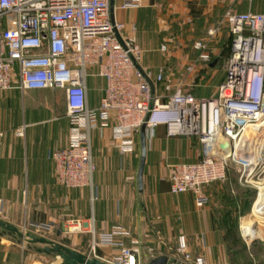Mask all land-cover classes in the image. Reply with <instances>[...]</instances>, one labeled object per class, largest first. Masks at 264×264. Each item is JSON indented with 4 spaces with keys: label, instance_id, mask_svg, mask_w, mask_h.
I'll return each instance as SVG.
<instances>
[{
    "label": "built area",
    "instance_id": "built-area-1",
    "mask_svg": "<svg viewBox=\"0 0 264 264\" xmlns=\"http://www.w3.org/2000/svg\"><path fill=\"white\" fill-rule=\"evenodd\" d=\"M110 1L0 0V89L65 90L72 141L50 153L59 181L67 187L93 186L96 163L91 131L111 121L122 154L134 151L136 135L144 123L148 146L157 124H165L170 136H194L201 141L200 159L171 164L173 193H201L206 184L227 178L232 161L240 162L242 175L249 176L256 160L237 158L234 153L247 126L264 125V11L229 7L221 23L209 29V40L195 41L200 50L198 60L210 61L209 42L223 23L231 33L226 74L217 93L199 96L175 84L164 66L154 72L142 65L144 48L134 34L125 33L126 25L113 16ZM142 3L121 0L120 7ZM161 49L166 51L168 45L162 44ZM94 75L105 79L96 107L89 102V77ZM225 140L231 141L232 147H224ZM246 154L253 156L252 152ZM207 201V195L197 197L199 205ZM67 221L72 224L65 222V230L93 232L90 250L94 256H87L111 264H144L141 241L133 239L129 244L127 229L116 226L97 239L94 218ZM50 227L49 223L36 225L37 230ZM23 233L24 239L30 237L26 223ZM103 243L118 245L119 252L111 258L97 254V246ZM173 250L185 260L206 264L204 255L189 250L184 234L179 235ZM158 256L150 246V260Z\"/></svg>",
    "mask_w": 264,
    "mask_h": 264
},
{
    "label": "crops",
    "instance_id": "crops-1",
    "mask_svg": "<svg viewBox=\"0 0 264 264\" xmlns=\"http://www.w3.org/2000/svg\"><path fill=\"white\" fill-rule=\"evenodd\" d=\"M234 1L143 0L139 7L122 8L121 0H114L112 14L125 23V33L134 34L142 44V65L156 67L165 59L161 45L167 40L169 57L198 59L200 50L195 48L194 41H208L209 29L218 25ZM248 8L252 5L245 3L244 10ZM227 33L231 36L225 25L209 42L211 67L217 65L222 54L218 37ZM93 77L97 84L89 85V102L96 107L100 102L95 100L91 104L90 90H101L103 95L105 79L100 75ZM158 87L162 90L163 85ZM112 123L91 131L96 163L93 186L67 187L59 181L55 162L50 156L53 149L67 146L72 141V120L67 112L65 90L0 89V221L12 224L20 231L26 223L28 233L60 241L83 253L85 249L75 242L64 240L67 236L62 226L68 219L94 218L97 239L121 226L129 231L125 236L129 244L133 239L141 241L144 264H151L150 246L158 255L168 256L166 264H195L173 250L179 235L184 234L189 250L204 255L206 264H232V254L221 224L223 216L233 211L228 201L234 192L231 183L206 184L199 193L208 196L203 205L197 203L198 193L171 191V164L200 159L203 154L201 141L194 136H170L165 124H157L148 146L141 190L138 184L139 134L134 151L122 154L113 137ZM19 129L23 130L22 134L18 133ZM244 219L241 231L246 232ZM37 223H49L51 227L37 230ZM247 223L256 222L249 217ZM259 227L261 233L262 226ZM89 232V229L77 231L71 238L78 241ZM17 236L21 237L18 232L0 225V264H63L62 258L57 257L51 263L45 262L47 256L53 254L41 251L46 243L31 241L25 247L20 240L15 242ZM36 243H43V246L35 247ZM101 246L105 251L103 256L119 252L118 245L103 243Z\"/></svg>",
    "mask_w": 264,
    "mask_h": 264
},
{
    "label": "rangeland",
    "instance_id": "rangeland-1",
    "mask_svg": "<svg viewBox=\"0 0 264 264\" xmlns=\"http://www.w3.org/2000/svg\"><path fill=\"white\" fill-rule=\"evenodd\" d=\"M245 3L252 5V8L248 9L256 11H262V9H264V0H235L231 8L237 11L244 10ZM222 19L223 17L221 18L218 25L221 23ZM225 25L226 23H223L221 29L217 33L221 32ZM229 40L230 35L228 33L227 35L218 37V44L221 47L222 54L219 57L217 65H215L214 67H211L210 63L212 58L210 61H204L198 59L193 60L191 57H169L170 45L167 40L164 43L168 45V49L166 51L161 50L162 53L165 55L164 58L166 60H162V62L156 67L151 66L149 68H151L155 72L158 67L164 66L167 70V74L172 78L175 84H181L184 89L191 91L199 96L215 95L217 93L220 82L223 80L226 74ZM191 64L193 65V68L189 69L188 66ZM199 64H202L201 67H198ZM96 69L97 68H94L93 70ZM96 80L97 79L95 77L90 76L89 85L93 86L97 84ZM99 84L103 85L102 81H100ZM90 91L91 104H94L95 100L96 103H99L102 96V91L98 89H96V92H92V89ZM250 129L251 132L254 134L253 128H248V130ZM250 136L252 137V139L247 140L252 143L255 142L256 139H254V135L250 134ZM261 138L262 140H264V128L262 129ZM239 147L242 150V153L243 151H248V148H250L248 147L244 149L243 145L241 144L239 145ZM256 156L255 158L251 159H256V161L251 165L254 168V171L249 176H247V173L242 175V166L240 162L238 163L236 161H232L227 178L214 181H229L231 183V188H234L232 197L230 196V198L228 199V201L231 203L230 205L232 206H230V209H233L234 212L232 211V213H228L227 216H223L221 220V224L224 229L225 239L227 240L230 251L233 252L232 264H264V237H260L261 233L259 226L261 225V223L259 217H257L259 213H262L264 211V198L262 196L264 191V150L259 156ZM247 168L249 169L250 166H247ZM247 216H249L250 219L255 220L256 223H247L249 218ZM243 217L246 218L244 219ZM242 219H244L242 223L244 228L246 229V232H244L243 230L241 231ZM67 222L68 221H66V225L72 224L70 221L69 223ZM65 228L66 227L63 225L62 231L64 235L67 236L64 238L66 242H75V244L78 245L80 248L85 249V254H91V256H94V253L90 250L93 240L92 231L89 232L87 236L84 235L77 241L71 238L73 233L77 231L65 230ZM254 237L257 238L253 239ZM16 241H19V243L25 247H27V245L31 243L30 240L24 239L23 236H17L15 242ZM34 246L42 247L43 243H36V245ZM34 250L37 251V249L35 248ZM41 251H43V249ZM104 253L105 251L103 250V246L98 245L97 254L103 256ZM113 254H111L109 257L111 258ZM47 257L48 258L45 259V262L51 263L55 259L56 255L53 253Z\"/></svg>",
    "mask_w": 264,
    "mask_h": 264
},
{
    "label": "water",
    "instance_id": "water-1",
    "mask_svg": "<svg viewBox=\"0 0 264 264\" xmlns=\"http://www.w3.org/2000/svg\"><path fill=\"white\" fill-rule=\"evenodd\" d=\"M114 0L110 1V8L111 12L114 10ZM151 85L154 87V82L152 79H150ZM140 144H141V158H140V164L138 169V184L139 188L143 190V184H144V171H145V165L147 160V154H148V140H147V125L144 123L141 127L140 131ZM222 145L224 147H232V142L229 140H225L222 142ZM0 224L5 226L6 228L16 231L20 234V236H23V231H20L16 226L0 221ZM29 240L30 241H41L46 243V245L42 248L43 250L54 253L57 258H62L63 264H111L107 261H104L98 257H89L87 254L69 247L68 245L57 241V240H51L48 239L45 236H36L35 234L29 233ZM257 237H254L255 239ZM168 261L167 255H160L158 257H155L151 260V264H166Z\"/></svg>",
    "mask_w": 264,
    "mask_h": 264
},
{
    "label": "bare ground",
    "instance_id": "bare-ground-1",
    "mask_svg": "<svg viewBox=\"0 0 264 264\" xmlns=\"http://www.w3.org/2000/svg\"><path fill=\"white\" fill-rule=\"evenodd\" d=\"M250 127L253 128L254 134L251 132V129L248 130V128H250ZM263 128H264V125L260 126L259 128L255 127V126H252V125H249V126H247L245 128V130H244V132H243V134L241 136V139H240V144L243 145L244 149L250 147V148H248L249 149L248 151L249 152L252 151L253 156L247 155L246 152L248 153V151H246L245 153L244 152L242 153V150L239 147L240 144H238L236 149H235V153H234L237 158H241V159L245 158V160H246L249 157V159H253V158H255L256 155L259 156L261 154V152L264 150V140H262V138H261L262 129ZM250 134L254 135V139H256V141L253 142V143L247 140V139H252ZM251 149H253V150H251ZM262 196L264 198V191H263V195ZM257 217H259V220H260V223H261V226H262V232H261V236L260 237H264V211L262 213H259L257 215ZM72 227H74V226H72Z\"/></svg>",
    "mask_w": 264,
    "mask_h": 264
},
{
    "label": "trees",
    "instance_id": "trees-1",
    "mask_svg": "<svg viewBox=\"0 0 264 264\" xmlns=\"http://www.w3.org/2000/svg\"><path fill=\"white\" fill-rule=\"evenodd\" d=\"M230 43H231V36H230V40H229V44H228V54H227V61H228V57H229V53H230ZM1 225V224H0ZM10 230V229H9ZM12 231V230H11ZM231 254H233V252L231 251Z\"/></svg>",
    "mask_w": 264,
    "mask_h": 264
}]
</instances>
